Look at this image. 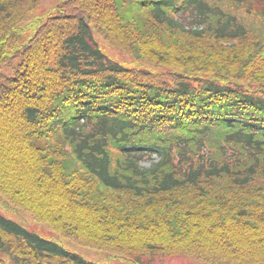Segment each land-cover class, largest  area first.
I'll return each mask as SVG.
<instances>
[{"label":"trees","instance_id":"trees-1","mask_svg":"<svg viewBox=\"0 0 264 264\" xmlns=\"http://www.w3.org/2000/svg\"><path fill=\"white\" fill-rule=\"evenodd\" d=\"M43 1L0 0V200L112 261L264 264V0ZM0 264L100 263L0 214Z\"/></svg>","mask_w":264,"mask_h":264},{"label":"rangeland","instance_id":"rangeland-1","mask_svg":"<svg viewBox=\"0 0 264 264\" xmlns=\"http://www.w3.org/2000/svg\"><path fill=\"white\" fill-rule=\"evenodd\" d=\"M65 0H44L38 8L37 14L35 16H41L44 13H47L51 9L57 7L61 2ZM35 16H31L30 20H33ZM95 39L99 44L102 51L113 61L128 67V68H137V65L134 63V59L130 56H126L119 52L118 50L110 48L106 45L103 39L99 36V33H95ZM149 166V164H146ZM0 214L12 220L29 231L36 232L48 240H53L56 243L62 245L64 248L70 250L73 253H76L83 257L84 259L100 263V264H130L125 261H112L110 257L105 253L95 252L81 248L69 240L61 239L59 236L55 235L48 225L37 223L33 220L32 216L29 213L23 211H15L10 209L5 202L0 200ZM152 264H204L198 261H194L188 258H168L159 261H155Z\"/></svg>","mask_w":264,"mask_h":264}]
</instances>
